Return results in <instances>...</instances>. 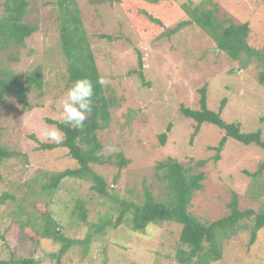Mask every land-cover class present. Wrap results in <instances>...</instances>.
I'll list each match as a JSON object with an SVG mask.
<instances>
[{"label": "rangeland", "instance_id": "rangeland-1", "mask_svg": "<svg viewBox=\"0 0 264 264\" xmlns=\"http://www.w3.org/2000/svg\"><path fill=\"white\" fill-rule=\"evenodd\" d=\"M27 1L23 21L37 29L22 46L11 43L2 47L0 43V70L25 75L40 66L43 85L30 89L27 108L10 94L0 99V145L26 155L5 159L0 164V195L5 192L12 196L0 203V259H7L12 253L14 257L32 256L35 264H55L52 254L58 245L48 240L31 244L13 217L18 205L24 208L22 220L38 217V221L47 206L60 225L58 232L73 238H83L88 224L97 222L100 213L110 212L111 220H115L116 212L110 209L113 203L109 198L100 197L88 181L66 177L51 193L42 187L49 175L77 163L64 148L37 150V144L29 138L34 134L41 142H54L47 140L42 130L47 125L46 118L62 121L58 101L68 88L65 59L59 49L57 0ZM204 1L110 0L98 4L74 0L100 79L105 81L104 92L115 100L109 108L110 123L97 131L103 145L101 154L122 153L128 159L121 168L116 158L109 163L93 164L110 185L109 196L141 200L145 184L155 196L163 197V186L155 178L154 166L171 156L191 165L194 173H204L202 188L194 192L188 210L200 221L210 222L227 214L231 192L237 194L241 210L257 211L264 204V171L255 179L243 172H254L264 160V153L228 138L219 159L213 161L215 151L210 147L217 145L223 132L202 123L191 137L194 123L180 114L179 104L197 108L198 89L205 86L208 108L218 111L225 98L221 118L239 123L245 132L260 130L264 139V88L257 81L261 67L255 59L240 66L218 51L215 42L197 25L168 33L188 19L183 4ZM210 1L217 4L219 18L248 22L247 43L264 49V0ZM3 2L0 0V16ZM143 11L157 22L143 17ZM136 50L142 57L147 85L135 73H129L137 68ZM162 132L166 133L164 145L158 137ZM200 159L205 160L204 165L196 166ZM77 199L84 200L88 210L85 224L71 213ZM244 224V229L224 240L221 259L209 264H264V227L249 243L252 222L245 220ZM130 227L123 221L104 235L92 232L87 254L82 258L80 248L71 250L63 257V264H182L176 257L177 224H148L143 231Z\"/></svg>", "mask_w": 264, "mask_h": 264}, {"label": "trees", "instance_id": "trees-1", "mask_svg": "<svg viewBox=\"0 0 264 264\" xmlns=\"http://www.w3.org/2000/svg\"><path fill=\"white\" fill-rule=\"evenodd\" d=\"M89 1L101 4L110 0ZM57 3L60 10L59 49L65 59L67 71L65 85L69 88L76 79L87 77L93 82L95 94L93 110L89 114L83 130L73 129L61 121L46 118L47 125H55L62 131L64 137L62 142H41L34 134L29 135V138L37 144V150L62 147L66 150L68 157L77 163L75 167L65 168L49 175L48 181L42 187L46 192L51 193L58 188L60 182L66 177L88 181L91 183L90 187L94 192L100 197L109 198L110 202L113 203L110 209L116 212V218L111 220L110 212L100 213L97 222L88 224V232L83 238H73L68 237L62 231L58 232L60 225L54 219L52 211L47 209V206H44V215L40 216L38 221V217L33 220H22L21 214L24 208L18 205L13 212V217L23 235L28 236L31 244H41L47 240L57 244V250L52 254L55 258V264H63V257L76 248L81 249L80 253L83 258L87 254L93 239L92 232L104 235L108 229L118 227L123 221L128 222L133 231H143L148 224L164 222L177 224L179 226V247L176 257L182 264H209L221 259L224 240L235 235L240 229H244L246 227L245 220L252 222L249 243H253L258 230L264 227V204L257 211L252 208L241 210L238 207L237 194L231 192L230 200L226 204L228 209L226 215L210 222L200 221L188 208L191 205L194 192L202 188L205 175L202 171L194 173L191 165H184L171 156L159 160L154 166L155 178L163 186V197L155 196L145 184H143L141 200L127 201L109 196L108 187L110 185L101 174L94 170L93 164L109 163L114 158H116L115 162L119 168L128 163V159H125L122 153L103 156L101 154L103 145L97 136V131L107 127L110 123L109 108L114 105L115 100L112 96L105 94L103 85L98 82L100 73L74 0H57ZM191 4L192 2L183 4V11L188 19L177 24L168 33L173 34L181 27L190 24L197 25L215 42L218 51L224 52L228 58L236 61L240 66H245L251 59H255L261 67L257 73V81L264 88V49H256L247 43L248 22L235 23L229 18H219L217 15L218 6L210 0H205L196 5ZM27 6V0H4L3 14L0 16V43L2 47L11 43L14 46H22L24 40L36 31V25L23 21ZM141 15L146 16L152 22H157L145 11ZM136 51L137 68L130 70L129 73H135L141 83L147 85L142 72V57L140 52ZM42 85L43 75L40 66L25 75L0 70V99L10 94L22 107H28L30 89H40ZM198 92L197 108L179 104L178 110L182 116L191 119L194 123L191 137L197 134L202 123L212 124L223 132L217 145L210 147L215 151L212 157L213 161L219 159L220 152L228 138H232L244 146H255L264 153V139L260 130L245 132L239 123L224 121L220 113L225 106L226 99L223 98L218 111H214L207 106L206 87H200ZM170 127L171 124H168L167 131L170 130ZM158 137L161 145H164L166 133L162 132ZM21 155L26 157L23 152L0 145V164L5 159ZM204 163L205 160L200 159L195 162V165L202 166ZM262 171H264V160L258 164L254 172L243 170L245 175L254 179ZM8 198H12V196L4 192L0 195V203H4ZM87 212L85 201L82 199L75 200L71 212L74 218L85 224L87 223ZM35 263V258L32 256L14 257L12 253L7 259H0V264Z\"/></svg>", "mask_w": 264, "mask_h": 264}, {"label": "clouds", "instance_id": "clouds-1", "mask_svg": "<svg viewBox=\"0 0 264 264\" xmlns=\"http://www.w3.org/2000/svg\"><path fill=\"white\" fill-rule=\"evenodd\" d=\"M101 85L103 79L98 81ZM93 82L87 77L76 79L58 101V108L62 116V123L67 127L83 130L89 114L93 110L94 97ZM42 134L47 140L62 142L63 133L55 125H46Z\"/></svg>", "mask_w": 264, "mask_h": 264}]
</instances>
